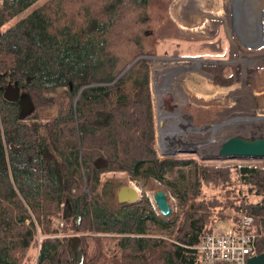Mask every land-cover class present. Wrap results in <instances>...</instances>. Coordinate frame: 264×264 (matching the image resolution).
<instances>
[{
	"label": "trees",
	"instance_id": "obj_1",
	"mask_svg": "<svg viewBox=\"0 0 264 264\" xmlns=\"http://www.w3.org/2000/svg\"><path fill=\"white\" fill-rule=\"evenodd\" d=\"M36 1L0 0V264H75L64 231L79 236L82 264H201L200 237L225 218L234 229L240 216L255 234L256 253L264 252V164L158 157L147 61L111 83L137 55L164 53L158 32L171 23L170 0H43L31 8ZM176 63L156 69L191 64ZM201 69L217 85L232 83L231 69ZM13 82L27 95L26 114L2 97ZM90 83L105 85L83 88L74 100ZM154 89L164 152L173 149L169 90ZM140 178L174 198L168 217L143 195L116 202L122 181L142 187ZM211 184L244 193L236 191L235 202L199 198ZM65 203L66 226L57 232L51 219Z\"/></svg>",
	"mask_w": 264,
	"mask_h": 264
},
{
	"label": "rangeland",
	"instance_id": "obj_2",
	"mask_svg": "<svg viewBox=\"0 0 264 264\" xmlns=\"http://www.w3.org/2000/svg\"><path fill=\"white\" fill-rule=\"evenodd\" d=\"M42 1L37 0L31 8ZM194 3L197 5H193ZM194 7L196 9L199 7L198 10L201 9L203 15L193 11ZM26 12L15 19L23 17ZM168 13L171 23L158 32L160 34L159 50L164 53L161 56L143 55L144 58H141L147 61L149 68V90L157 156L166 157L159 144L154 105V87L161 85L166 92L169 90L172 148L189 147L198 151H196L197 154H187L186 157L200 160L199 155H212L230 136L231 138L243 137V141L253 142L248 140V135L262 125L258 120L256 121V117L264 119L263 0H170ZM164 59L177 63L189 61L191 64L187 69L175 70L166 65L156 69V63H165ZM206 63L231 69L234 72L232 83L224 86L215 84L212 77L201 69V66L207 65ZM153 70H155L154 74ZM258 135L264 137V129L259 130ZM200 161L232 165L264 164V159ZM106 177L110 176L106 175ZM115 177L119 178L121 174H115ZM81 183L82 191L88 194L87 187L84 191L86 186L84 178ZM122 183L135 187L139 200L143 195L148 199L150 206L153 203L152 192L162 189L158 183L155 182V185H152L142 178L138 179L142 187L130 180H124ZM231 189L232 186L220 187L215 184L208 187L202 186L199 198L215 196L224 202L227 197L228 202H235L234 193L243 192L244 188L237 186L234 192ZM246 199L256 201L258 198L251 195ZM167 200L171 212L174 211L176 203L174 198L167 194ZM224 213L228 217L232 214L228 208H224ZM228 219L217 221L211 226L229 228ZM51 224L57 232L66 226L60 215L52 218ZM64 232L66 234H59V236L77 235L71 231Z\"/></svg>",
	"mask_w": 264,
	"mask_h": 264
},
{
	"label": "water",
	"instance_id": "obj_3",
	"mask_svg": "<svg viewBox=\"0 0 264 264\" xmlns=\"http://www.w3.org/2000/svg\"><path fill=\"white\" fill-rule=\"evenodd\" d=\"M144 58L143 55H137L133 58L129 63H127L119 73L113 78L111 81L114 82L121 76H123L134 63H136L139 59ZM210 65V63H206ZM199 68V67H198ZM200 70V69H199ZM27 83L29 82L28 77L26 78ZM100 86L105 85L104 83H90L87 85L81 86L74 100H76L79 95L80 91L83 88L91 87V86ZM23 87L17 86L16 82L13 84H7L6 86L2 87V97L9 101H18L20 106V112H27L31 108L27 100V95L22 92ZM196 153V150L192 148H173L168 151H164L163 154L166 156H172L175 154H193ZM197 154V153H196ZM200 160H232V159H239V160H263L264 159V139L261 141H243L240 138H228L224 140L216 150V152L212 155H199ZM118 185V184H116ZM86 186H84V191H86ZM116 202L118 204H133L139 200L138 193L134 190L133 187L128 185H121L118 186L115 194ZM152 201L155 205V208L160 216L168 217L171 214V207L167 200V194L162 189H156L152 192L151 195ZM69 214V208L65 203L62 212L61 218L65 219L66 216ZM77 221V217L74 218ZM65 248L67 251V255L70 260H72L75 264H82L83 260V251L82 246L80 244V238L78 235H71L68 236L65 242ZM244 264H264V252L257 253L253 256L246 258Z\"/></svg>",
	"mask_w": 264,
	"mask_h": 264
},
{
	"label": "built area",
	"instance_id": "obj_4",
	"mask_svg": "<svg viewBox=\"0 0 264 264\" xmlns=\"http://www.w3.org/2000/svg\"><path fill=\"white\" fill-rule=\"evenodd\" d=\"M254 241V232L240 216L234 229L211 226L200 237L196 250L201 264H244L246 258L257 254Z\"/></svg>",
	"mask_w": 264,
	"mask_h": 264
},
{
	"label": "bare ground",
	"instance_id": "obj_5",
	"mask_svg": "<svg viewBox=\"0 0 264 264\" xmlns=\"http://www.w3.org/2000/svg\"><path fill=\"white\" fill-rule=\"evenodd\" d=\"M263 2H264V0H263ZM193 5H197L196 3H194ZM199 9V7L196 9V7H194L193 8V11H195L196 13H202V15H203V11L200 9V11L198 10ZM188 11V10H187ZM194 12V13H195ZM205 14V13H204ZM165 60V62H168L170 59H164ZM166 60H168V61H166ZM185 118V117H184ZM182 120H183V118H182ZM258 120V122L260 123V124H262V125H260V127L259 128H255L254 129V133H252V134H250V135H248V137L247 138H249L248 140H253V141H255V142H257V141H261V140H263L264 139V137L263 136H261V135H258L259 134V130H262V129H264V119L262 118H257L256 117V121ZM256 125V124H255ZM257 127V126H256ZM250 130V129H249ZM234 137H237V138H240V139H244L243 137H239V136H234ZM228 138H231V136L230 137H228ZM227 138V139H228ZM246 138V139H247ZM227 139H225V140H227ZM245 139V140H246ZM185 148H189V147H185ZM192 149H194V148H192ZM194 150H196V149H194ZM197 151V150H196ZM198 152V151H197ZM131 187H133V186H131ZM134 188V190L136 191V192H138L137 191V189L135 188V187H133Z\"/></svg>",
	"mask_w": 264,
	"mask_h": 264
},
{
	"label": "crops",
	"instance_id": "obj_6",
	"mask_svg": "<svg viewBox=\"0 0 264 264\" xmlns=\"http://www.w3.org/2000/svg\"><path fill=\"white\" fill-rule=\"evenodd\" d=\"M154 121V120H153ZM154 133H155V130H154ZM155 135V134H154Z\"/></svg>",
	"mask_w": 264,
	"mask_h": 264
},
{
	"label": "flooded vegetation",
	"instance_id": "obj_7",
	"mask_svg": "<svg viewBox=\"0 0 264 264\" xmlns=\"http://www.w3.org/2000/svg\"><path fill=\"white\" fill-rule=\"evenodd\" d=\"M60 217H61V215H60ZM62 219V218H61Z\"/></svg>",
	"mask_w": 264,
	"mask_h": 264
}]
</instances>
